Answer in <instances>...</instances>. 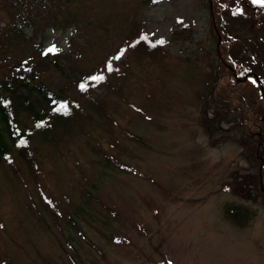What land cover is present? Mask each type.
Here are the masks:
<instances>
[{
    "label": "rangeland",
    "instance_id": "rangeland-1",
    "mask_svg": "<svg viewBox=\"0 0 264 264\" xmlns=\"http://www.w3.org/2000/svg\"><path fill=\"white\" fill-rule=\"evenodd\" d=\"M10 1L0 0V70L4 61L30 51L21 37L63 52L71 41L83 43L88 34L95 47L98 43L109 49L134 28L163 41L166 56L158 59L145 52L128 90V100L144 116L134 115L124 103L109 102L115 125L109 132H90L95 150L72 146L62 160L48 145L39 144L43 191L57 201L64 222L57 218L55 225L38 205L31 211L28 198L32 195L37 202L36 187L30 183L26 195L6 180L0 167V264H264V202L243 198L248 192L244 185L257 178L254 158L229 141L227 123L212 126L211 136L204 131L198 120L211 114L202 111L196 97L206 91L204 80L217 65L215 49L221 39H230V48L245 38L262 48L264 12L250 19L238 0L227 5L234 18L225 14L221 27L216 15L221 0H74L69 10L84 24L80 30L73 23L40 28L29 20L19 23ZM41 4L45 7L41 5L37 19L48 15V3ZM233 6L242 9L238 17ZM102 48L85 46L78 65H92ZM127 59L134 64V58ZM44 78L51 88L63 81L54 71ZM97 151L112 154L116 162L106 165ZM229 185L235 190H225ZM230 203L254 211L245 226L222 214ZM69 216L74 228L65 224Z\"/></svg>",
    "mask_w": 264,
    "mask_h": 264
},
{
    "label": "trees",
    "instance_id": "trees-1",
    "mask_svg": "<svg viewBox=\"0 0 264 264\" xmlns=\"http://www.w3.org/2000/svg\"><path fill=\"white\" fill-rule=\"evenodd\" d=\"M42 1L48 3L45 11L48 15L37 19L39 8L41 5L45 7ZM72 1L11 0L10 5L16 9L19 23L21 19L24 22L29 20L32 21L30 26L35 28L48 24L60 27L73 23L81 30L84 24L80 17L69 10ZM155 1L144 0L147 4ZM222 1L216 13L221 27L226 25L225 14L234 18L230 16L228 11L231 7L226 8L227 5L238 0H228L227 4ZM240 4L242 9L250 11V19H256L259 11L264 12V9L260 10L264 8V0H241ZM32 5L34 10H30ZM232 8L237 14L235 17L242 13L241 8ZM223 17L225 23L222 22ZM222 30L227 31L225 28ZM248 35L255 38L257 34ZM262 36V48L247 38L242 39L240 45L230 48L231 40L228 37V40L221 39L215 49L217 65L213 66L214 71L204 80L206 91L196 93V97L201 100L202 111H210L211 114L209 118L202 116L203 121L198 120L204 131L211 136L215 132L212 126L227 123V129L232 132L228 136L229 141L237 143L254 158L257 178L249 180L251 184L244 185L248 192L243 196L252 203L264 202V75L261 74L264 72V34ZM21 40L31 46L30 51L22 58L4 61L5 65L0 70V167L6 180L11 185L16 183L26 195L29 184L35 186L37 202L32 195L29 196L30 210L36 212V206H40L58 225L57 218H63L60 219L63 222L66 218L64 212L62 217L57 201L44 194L41 182L44 173L37 158L39 144L48 145L62 160H65V154L70 152L72 146L95 150L96 141L90 132H109L115 125L107 111L106 105L109 102L124 103L134 115L144 116L142 110L128 100V90L134 83L133 75L140 73L143 66L140 62L145 52L156 54L158 59L165 58L166 54L162 43L151 40L134 28L123 34L119 43H112L109 49L98 43L95 47L88 34H85L83 43L71 41L68 49L63 52L56 46L55 51H48L50 48H44L40 40L32 41L24 37ZM221 43L227 48L220 46ZM85 46L87 49L103 47L100 57L88 67L78 65V60L84 56ZM238 50H241V58L237 62L235 58ZM122 51L124 57H121ZM130 56L135 59L133 65L127 59ZM236 63H240L239 70L235 68ZM49 71L56 72L63 80L57 88H51L45 81L44 75H48ZM100 76H103L102 80L93 79ZM221 79L223 86L216 90L215 85ZM96 90H99L97 94ZM62 104L67 105V111L58 110ZM112 141L117 142V139L112 137ZM110 143L113 145V142ZM97 155L106 165L116 162L112 154L105 155L103 151H97ZM249 186L254 189L249 191ZM227 189L235 190V186L229 185L225 187ZM222 212L227 220L239 227L245 226L254 213L247 210L246 206L234 203L225 204ZM70 220L69 216L65 224L74 228ZM67 257L72 263V256L68 254Z\"/></svg>",
    "mask_w": 264,
    "mask_h": 264
},
{
    "label": "snow or ice",
    "instance_id": "snow-or-ice-1",
    "mask_svg": "<svg viewBox=\"0 0 264 264\" xmlns=\"http://www.w3.org/2000/svg\"><path fill=\"white\" fill-rule=\"evenodd\" d=\"M259 2V0H258ZM157 43H163V41H158ZM55 47L53 46V48H50L48 51H55ZM109 70H111V66L109 65ZM93 79H100L102 80L103 79V76H100V77H93ZM83 87V85H82ZM58 110H63V111H67V105L66 104H62L59 106V109ZM21 143H26V141H21Z\"/></svg>",
    "mask_w": 264,
    "mask_h": 264
}]
</instances>
